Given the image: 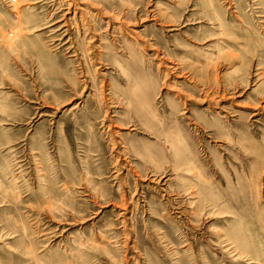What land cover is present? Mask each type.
<instances>
[{
	"label": "rangeland",
	"instance_id": "1",
	"mask_svg": "<svg viewBox=\"0 0 264 264\" xmlns=\"http://www.w3.org/2000/svg\"><path fill=\"white\" fill-rule=\"evenodd\" d=\"M0 264H264V0H0Z\"/></svg>",
	"mask_w": 264,
	"mask_h": 264
},
{
	"label": "bare ground",
	"instance_id": "2",
	"mask_svg": "<svg viewBox=\"0 0 264 264\" xmlns=\"http://www.w3.org/2000/svg\"><path fill=\"white\" fill-rule=\"evenodd\" d=\"M72 2V1H71ZM73 3V2H72ZM84 21V20H83ZM65 23V22H64ZM58 26V25H57ZM63 26V25H62ZM65 26V25H64ZM61 27V26H60ZM61 29V28H60ZM71 29V28H70Z\"/></svg>",
	"mask_w": 264,
	"mask_h": 264
}]
</instances>
